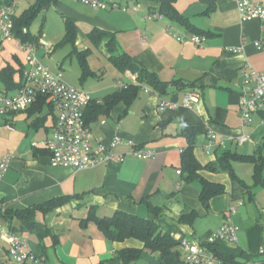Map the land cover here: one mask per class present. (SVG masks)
<instances>
[{"label":"crops","instance_id":"crops-1","mask_svg":"<svg viewBox=\"0 0 264 264\" xmlns=\"http://www.w3.org/2000/svg\"><path fill=\"white\" fill-rule=\"evenodd\" d=\"M105 1L116 2L127 10L93 6L81 0H58L51 6L63 17L64 24L67 17L77 22L76 49L89 48L94 54L104 43L109 62L107 37L94 44L88 36L93 29L106 31L117 41L116 53L130 55L141 68L166 82L168 90L162 93L145 85L129 106L120 102L107 115L92 119L89 125L95 142L110 146L119 138L112 149L125 155V159H110L86 169L51 164L45 141L51 137L56 121L53 104L46 101L41 107L32 105L0 116V156H8L10 160L8 170L0 178L2 208L25 209L55 197H71L56 210L36 212V219L56 235L55 244L52 235H48L43 239L44 247L41 246L35 231L19 230L17 218L12 225L28 247L46 256L50 264H124L117 254L129 247L142 248L141 257L129 264H154L150 253L157 256L160 264L158 253L145 249L142 241L110 240L94 221L83 220L89 209L95 207L100 216L123 210L156 219L160 228L179 242L188 239L200 244H206L207 238L230 218L238 228L236 241L218 239L207 244L210 251L215 253L216 248L242 261L264 264V252H260L264 247V187L255 186L250 194L221 167L225 153L264 158V110L259 109L247 125L242 124L240 114L244 69L251 65L264 71V24L259 19H242L233 0H174V7L194 30L162 13L160 18L149 17L150 12H159V0ZM255 1L264 4V0ZM167 26H171L173 33L168 32ZM29 31L38 37L37 48L41 47L43 54L44 43L56 42L57 38L50 37L45 27L41 33L30 28ZM175 34L184 39L178 40ZM193 34L202 37L201 44L191 39ZM26 54L19 39H5L0 34V71L11 66L16 70L17 83L23 82L28 68ZM100 54L104 57L105 53ZM100 54L96 58L102 62L97 66L89 58L94 75L85 80L80 75L78 80L62 76L71 85L78 81L80 85L73 86L83 88L99 101L120 89V82L136 83L138 76L131 70L118 69L111 61L113 67L108 70L109 65L103 64ZM98 69L105 76L111 72L108 81L95 87L85 85L89 78L98 76ZM18 89L5 90L0 81V94L14 95ZM189 91L197 92L199 99L186 105L185 93ZM166 102L173 106L162 107ZM183 119L196 129L193 152L197 160L202 165L213 163L218 167L203 168L198 173L209 181L224 184L226 189L212 197L208 207L200 200V180H187L188 173L184 170L178 173L187 145L180 135ZM211 131L216 140L209 145L207 136ZM246 134L250 139L240 144L238 138ZM139 147L153 148L156 153L147 159L138 158L131 153ZM231 163L237 176L253 185L254 163L240 160ZM262 171L264 174V165ZM150 206L158 208L157 218ZM232 206L237 207L235 213L230 211ZM0 223L10 228L6 221L0 219ZM7 249L8 243L0 235V264H19L8 260Z\"/></svg>","mask_w":264,"mask_h":264},{"label":"built area","instance_id":"built-area-1","mask_svg":"<svg viewBox=\"0 0 264 264\" xmlns=\"http://www.w3.org/2000/svg\"><path fill=\"white\" fill-rule=\"evenodd\" d=\"M87 4L103 8H120L124 11L126 7L105 0H81ZM238 8L239 14L244 20L259 19L264 24V4L255 0H233ZM138 9L137 6L134 7ZM13 6L0 5V34L5 39H15L14 36ZM149 17H162L159 12H150ZM167 30L173 33L171 26ZM176 35V34H175ZM178 40L183 36L176 35ZM191 39L201 44L202 37L193 34ZM47 52L52 49L51 45L44 43ZM20 48L26 51V62L28 68L24 71V79L18 91L14 95L0 94V116L10 112L22 111L32 106L40 95H45L56 109V121L52 128V135L45 141V146L51 154V164L71 166L76 169H86L110 159H125V155L117 154L112 147L120 139H115L110 146L102 141H96L90 125L86 121L85 110L93 98L83 88L68 84L61 73H54L48 65L43 64L36 55L37 47L31 42H21ZM125 86L123 82L119 83ZM199 99L197 92L185 93V104L191 105ZM173 106L172 103H163L164 106ZM264 110V71H259L251 65L243 71V84L240 97V114L242 124L252 123L254 114ZM14 129L12 125H8ZM1 130V126H0ZM208 142L211 145L216 140V134L212 131L208 134ZM250 139V135H242L238 138L240 144ZM36 144V143H35ZM156 151L153 148H137L131 154L142 159L153 157ZM10 166L8 156H0V178L4 176ZM181 173V170H178ZM242 204V202H240ZM236 206L230 208L235 213ZM237 226L227 218L221 226L206 240V244L191 242L188 239L180 241V245L186 251L185 264H234L226 262L211 252L207 244H212L218 239L236 241ZM0 235L7 241V258L19 264H50L47 257L32 251L25 239L15 230L5 227L0 223ZM264 252V247L260 248ZM245 264H255L253 260Z\"/></svg>","mask_w":264,"mask_h":264},{"label":"trees","instance_id":"trees-1","mask_svg":"<svg viewBox=\"0 0 264 264\" xmlns=\"http://www.w3.org/2000/svg\"><path fill=\"white\" fill-rule=\"evenodd\" d=\"M58 0H34L27 8H25L20 14L14 15V36L21 42H31L36 47L39 45L38 37L33 35L30 31V25L33 19L42 11L47 9L52 4L57 3ZM160 6L158 11L170 18L182 23L187 28L194 30L191 23L181 15L174 7V0H159ZM15 0H0V5L14 6ZM44 24L42 23L39 29V33L42 32ZM77 29V22L72 18H65V34L62 42H69L73 45L75 51V33ZM198 33V32H197ZM89 38L94 44H99L104 38L107 39V46L110 52L109 59L112 64L122 71L131 70L137 73V82L129 83L120 89L115 90L104 96L102 100L93 99L85 110L86 121L89 124L92 119L97 118L100 115H107L111 109L118 103L123 102L129 106L135 98H137L139 91L142 87L150 86L154 90L167 92V83L160 80L157 75L146 69L141 68L137 63L133 61L130 55L127 53H116L118 46L114 36L109 35L106 31L96 32L95 29L88 33ZM90 51L87 48L84 52ZM78 52V51H77ZM80 66H81V80H85L89 76L95 74L90 68L87 57L84 54L79 53ZM16 70L11 66H6L0 71V81L3 83L5 90L14 87H20V83L15 82L14 74ZM48 101L50 105L52 102L48 100L45 95H40L33 106L41 107L44 102ZM182 130L180 135L186 139L187 145L182 152V170L188 173L187 180L199 179L202 188L200 190V200L208 207L209 201L212 197L222 194L226 191L224 184L209 181L201 176L198 171L203 168H210L217 170V165L209 163L202 165L193 152L195 146V135L196 129L187 120H182ZM226 156V158H225ZM223 162L221 167L226 169L233 180H237L244 187L247 188V192L252 194V188L255 186L264 187V174L263 165L264 158L257 157L256 155L232 153L223 156ZM221 159V160H222ZM232 160L248 161L254 163L253 171V185H247L243 179L239 178L232 167ZM70 196L55 197L48 201L40 204L33 205L25 209H13V208H2L0 205V219L6 221L12 230L17 231L16 227L12 225L14 218L20 221L19 230H31L35 231L39 236V244L44 247L43 239L48 235H52L54 244L58 241L55 234L51 233L49 227L45 224L40 223L36 219V212L42 211L47 213L56 210L59 206L69 202ZM155 211V217L160 215L157 207L150 206ZM83 220L94 221L98 228L103 234L110 240L123 241L128 238H135L144 243V248L152 252L158 253L160 264H185L181 258L180 253L177 249L180 242L172 237L169 233L163 231L156 219H148L139 214L129 213L123 210H116L112 215L100 216L97 214L95 207H91L88 211V215ZM211 248H213L211 246ZM216 255L222 260L234 264H245L247 261L238 259L235 255L226 254L218 251L216 248ZM142 248H125L118 252L117 257L123 260L124 264H129L133 260H137L141 257ZM244 256V255H243Z\"/></svg>","mask_w":264,"mask_h":264},{"label":"rangeland","instance_id":"rangeland-1","mask_svg":"<svg viewBox=\"0 0 264 264\" xmlns=\"http://www.w3.org/2000/svg\"><path fill=\"white\" fill-rule=\"evenodd\" d=\"M15 2L18 4V6H13V8H16L17 14H19L23 9L27 8L31 3V0H15ZM50 9V10H49ZM44 24L45 28H47V34L50 37L57 38L55 43H47L51 45L52 49L50 52H47L45 50V53L43 54V50L36 49L38 51V57L39 60L50 67V69L54 73H61L64 78L70 77L74 78L75 80H78L79 75H81V66H80V57L79 53L84 54V56L87 57L88 63H89V58L92 60V63L94 66H97V64L101 63L102 61L98 62V58H96V55L100 53H105L104 57L102 59L105 61L103 64L108 63L109 68L108 70L112 69V64L107 62L108 56L106 53H108L106 46L103 44L100 45L99 49H95L94 54H92V51L88 50L84 52L87 48L80 47L77 49V51L74 50L73 46L69 42H62V39L65 34V24L63 17L58 14L53 6L48 8L45 11L40 12L32 21L30 25V30L34 33H37L41 24ZM43 27V28H44ZM45 49V47L43 46ZM102 50V52H101ZM110 63V64H109ZM98 76L89 78L88 81L85 83L90 84L92 86H98L101 82H106L108 81V77L111 75V72L108 73L106 76L104 75V72H102V69H98L97 71ZM104 75V78L100 79ZM63 78V77H62ZM72 85H80V83L77 81V83H72ZM178 250L180 252L181 258L186 257V252L182 247H178ZM151 256L152 261L154 264H158V259L156 255L149 254Z\"/></svg>","mask_w":264,"mask_h":264}]
</instances>
